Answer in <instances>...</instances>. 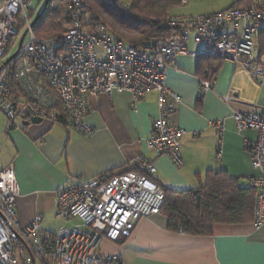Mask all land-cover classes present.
I'll use <instances>...</instances> for the list:
<instances>
[{"label": "built area", "instance_id": "obj_1", "mask_svg": "<svg viewBox=\"0 0 264 264\" xmlns=\"http://www.w3.org/2000/svg\"><path fill=\"white\" fill-rule=\"evenodd\" d=\"M34 1L0 0V114L8 130L16 128L19 120L40 118L51 124L64 122L90 136L94 133L86 121L90 97L128 92L136 109L147 93L156 92L159 114L152 123L148 147L182 167L183 131L177 121L182 101L169 89L166 77L178 57L192 54L188 50L192 35L199 47L192 55L229 61L264 84V60L257 52L264 30V0H249L246 8L171 17L167 21L171 34L148 46L115 40L104 24L90 21L86 0H71L70 25L61 37L38 38L31 26ZM213 86V81L202 80L200 95ZM234 119L239 132L258 134L251 143V164L257 175L249 183L257 193L253 224L261 227L264 115L236 113ZM211 125L221 133L224 130L223 120ZM131 164L134 171L89 181L71 179L62 187L55 217L70 225L60 227L55 235L45 232L40 214L21 224L16 213L20 187L15 169L0 167V264H123L120 255H102V242L129 238L138 221L159 215L165 203L164 189L151 179L156 172L153 164L143 157Z\"/></svg>", "mask_w": 264, "mask_h": 264}, {"label": "crops", "instance_id": "obj_2", "mask_svg": "<svg viewBox=\"0 0 264 264\" xmlns=\"http://www.w3.org/2000/svg\"><path fill=\"white\" fill-rule=\"evenodd\" d=\"M238 1L231 0L216 12L237 6ZM257 44L264 60V30ZM188 50L192 54L199 50L194 35ZM192 54L178 57L166 77L167 86L182 101L177 117L183 131L182 167L148 147L152 123L159 114L156 92L147 93L136 109L128 92L90 97L86 116L94 128L90 136L46 121L26 125L27 121L19 120L16 128L8 130L0 114V167L15 169L20 187L16 213L21 224H29L40 214L45 232L55 235L60 227L70 225L55 217L57 192L62 187L71 179L89 181L120 174L136 157L153 164L156 172L151 179L162 188H197L209 171L225 172L249 188L250 178L257 175L251 164V143L258 134L255 130L239 132L234 115H264V84L229 61ZM202 80H211L214 86L200 95ZM220 120L224 121L222 133L211 125ZM101 253L120 255L123 264H264V226L253 222L216 225L210 236H190L169 230L167 218L159 214L138 221L129 238L104 240Z\"/></svg>", "mask_w": 264, "mask_h": 264}, {"label": "trees", "instance_id": "obj_3", "mask_svg": "<svg viewBox=\"0 0 264 264\" xmlns=\"http://www.w3.org/2000/svg\"><path fill=\"white\" fill-rule=\"evenodd\" d=\"M44 1L40 0V3ZM182 1L130 0L131 5L126 7L119 0H86L91 22L104 24L115 40L136 46H148L154 39L169 36L173 29L167 21L173 17L171 11ZM243 3L245 5H240ZM249 3V0H239L236 5L246 8ZM70 9L71 0H50L42 18L34 26V34L41 39L61 37L70 25ZM30 16L35 19L33 9ZM134 170L131 165L120 174ZM163 189L165 203L160 214L167 218L171 231L190 236H210L216 225L254 221L256 191L251 187H241L237 179L225 172L209 171L205 182L191 190Z\"/></svg>", "mask_w": 264, "mask_h": 264}, {"label": "rangeland", "instance_id": "obj_4", "mask_svg": "<svg viewBox=\"0 0 264 264\" xmlns=\"http://www.w3.org/2000/svg\"><path fill=\"white\" fill-rule=\"evenodd\" d=\"M120 3L126 7L131 5L130 0H119ZM231 0H187L186 4L177 5L172 11L171 14L175 16L189 18L191 16L208 14L212 12H216L218 10L223 9L228 2ZM44 2L40 3V0H35L33 3L32 9L35 12V18L40 14L43 9ZM90 18V14L88 15ZM27 41V40H26ZM25 41V42H26ZM17 48L15 47L11 52V55L16 52ZM98 52H102L99 50Z\"/></svg>", "mask_w": 264, "mask_h": 264}, {"label": "water", "instance_id": "obj_5", "mask_svg": "<svg viewBox=\"0 0 264 264\" xmlns=\"http://www.w3.org/2000/svg\"><path fill=\"white\" fill-rule=\"evenodd\" d=\"M50 0H45V3H44V6H43V9L42 11L40 12V14L33 20L32 22V27H34L36 25V23L42 18L43 14L45 13L46 9H47V6L49 4ZM25 36L26 34L23 36L21 42H20V47L25 39ZM43 123V120L40 119V118H32L31 120L27 121L25 124L26 125H39Z\"/></svg>", "mask_w": 264, "mask_h": 264}]
</instances>
